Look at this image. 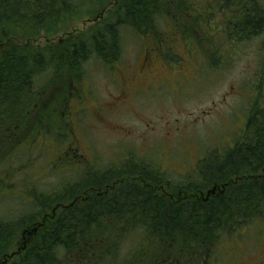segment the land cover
Listing matches in <instances>:
<instances>
[{
  "label": "trees",
  "instance_id": "obj_1",
  "mask_svg": "<svg viewBox=\"0 0 264 264\" xmlns=\"http://www.w3.org/2000/svg\"><path fill=\"white\" fill-rule=\"evenodd\" d=\"M97 1L85 0L80 5L73 0H19L15 5L13 1L0 0V35L6 36L3 29L12 8L16 12L19 7L28 6L31 17L22 22L46 29L49 18L54 19L55 25L60 14L63 21L69 12ZM218 1L221 4L216 7ZM115 6L111 17L100 27L92 28L91 33L67 36L63 44H54V48L24 52L10 44L6 51L0 49V155L9 150L8 155L0 156L2 182L8 175L28 171L25 166L10 169L5 164V160L16 161L23 154L20 147L25 133L30 135L39 126L53 130L51 134L60 141L66 137L43 116L52 111L53 104L45 105L41 94L33 91L36 77L47 68L52 66L54 79L59 77L54 98L60 101V118L68 93L81 92L83 65L92 55L110 68L120 60L125 26L133 29L137 37L145 38V44H157L155 47L170 69L174 63H180L173 51L180 39L176 38L174 47L160 44L173 34L188 41L191 48L186 47L190 51L187 59L193 58L194 44L199 48L198 34L203 41L214 40L206 49L221 55L222 60L228 59L226 53L244 37L264 34V0H207L206 4L195 0H118ZM21 14L25 16L24 12ZM161 20H173L174 28H160ZM209 28L214 32L212 38L205 37L203 32ZM261 79L262 76L256 78L250 88L264 96ZM257 97L246 110L248 116L240 128L243 134L231 145L205 152L195 168L178 181L160 164L132 153L125 162L96 171H89L91 164L86 163L87 170L75 182L71 201L63 205L60 214L50 218V223L41 226L35 240L25 249L14 251L13 256L8 252L14 230L23 221L18 220L23 216L0 217V261L11 257V264H82V260L84 264L209 263L207 259L216 254L223 239L240 229L247 231L257 221L264 223V103ZM74 142L63 152L79 166L84 160L77 157ZM16 185L14 181L6 186L5 181L4 194L30 200L28 190L33 187L23 185L22 180L20 188ZM14 187L21 197L13 193ZM31 198L34 205L40 204L38 198ZM27 221L29 225L40 223L34 215ZM126 239L128 248L124 246Z\"/></svg>",
  "mask_w": 264,
  "mask_h": 264
},
{
  "label": "rangeland",
  "instance_id": "obj_2",
  "mask_svg": "<svg viewBox=\"0 0 264 264\" xmlns=\"http://www.w3.org/2000/svg\"><path fill=\"white\" fill-rule=\"evenodd\" d=\"M10 1L16 5L19 0ZM31 1L21 0V3ZM83 1L73 0V3L81 2V5ZM117 1L98 0V3L89 4L82 10L69 12L63 21L60 14V21L55 25L54 19L49 18L46 29H36L33 23L22 22L24 18L31 17L28 6H21L16 12L12 8L11 18L3 29L6 36L0 35V49L6 51L10 44L24 52L54 48V44H63L67 36L76 37L100 27L107 17H111ZM206 1L195 0L199 4H206ZM220 4L218 1L216 7ZM171 22L161 20L160 28L172 30L174 24ZM203 32L207 38L214 36L211 28L203 29ZM139 36L127 26L122 29L123 54L114 68L103 64L96 55L84 63L81 92L68 93L60 118L57 114L60 101L54 98L59 77L54 79L52 66L36 77L33 91L41 94L45 105L53 104L52 111L44 112L43 116L51 127L54 123L66 137L60 141L51 134L53 130L36 126L34 133L24 134V143L20 147L23 154L19 160H5L10 169L25 166L28 170L17 176L8 175L4 178L6 186L8 183L13 185L15 181L18 189L22 180L23 185L33 187L28 190V195L40 201V204L34 205L31 197L30 200H20L17 195L4 194L5 181L0 180V217L22 215L23 218L18 221H24L34 215L40 221L32 225L28 224V219L20 222L19 228L14 230L9 256H13L18 249H25L36 239L41 228L51 222L50 218L60 214L63 205L71 201L69 197L74 191V184L84 177L86 163L91 164L89 171H96L112 163L119 165L132 153L142 160L160 164L172 179L178 181L195 168L208 150L224 144L231 145L235 138L243 134L240 128L245 124L246 110L251 108L255 97L258 96L264 103V96L250 88L256 78L262 76L264 93V34L244 37L236 42L232 51L226 53L228 59L223 60L221 55L206 49L214 44V40L203 41L197 34V38L201 39L199 48L194 44L193 58L185 61L184 65H178V69L175 63L173 69L168 68L160 58L144 66L142 60L148 58V45L145 38ZM173 37L180 39L173 53L180 58L188 57V48H191L188 41L180 34H173ZM73 142L78 148L77 157L81 156L84 160L79 166L63 152ZM8 152L0 156H6ZM196 175L195 172L193 177ZM15 190L14 187L13 193L19 195L20 191ZM255 223L247 231L240 229L233 236L223 239L216 254L206 263L264 262V223ZM124 246H129L127 239ZM11 260L10 257L8 261H0V264H11Z\"/></svg>",
  "mask_w": 264,
  "mask_h": 264
},
{
  "label": "flooded vegetation",
  "instance_id": "obj_3",
  "mask_svg": "<svg viewBox=\"0 0 264 264\" xmlns=\"http://www.w3.org/2000/svg\"><path fill=\"white\" fill-rule=\"evenodd\" d=\"M176 41H177L176 38L175 39L174 38L173 39L171 38L169 40H165V42H162L160 44V46L162 45L164 47L165 45H167V44L170 45V43H171V45L173 44L172 46L174 47V44L176 43ZM147 45L148 46H147V51L146 52H148V58L142 60V64L144 66L149 65L150 62L151 61H154L156 58H160L165 63L167 62L166 59H165V57L163 55H161L160 54L161 52L158 51V49L155 47V46H158L157 44H154V42H153V43H150V44L147 43ZM152 54H154L155 57ZM189 59H191V58H188V59H187V57L180 58V60H179L180 63H178V64L176 63L175 68L178 69V65H180V64L184 65L185 64V61H188ZM122 84H123V87L124 88H127L126 85H125V83H122ZM259 264H264V262H260Z\"/></svg>",
  "mask_w": 264,
  "mask_h": 264
}]
</instances>
